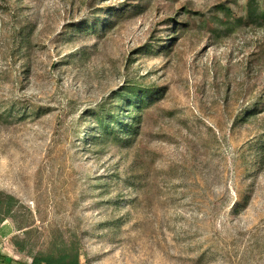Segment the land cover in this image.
Returning <instances> with one entry per match:
<instances>
[{
	"label": "rangeland",
	"instance_id": "1",
	"mask_svg": "<svg viewBox=\"0 0 264 264\" xmlns=\"http://www.w3.org/2000/svg\"><path fill=\"white\" fill-rule=\"evenodd\" d=\"M248 2L264 8L109 0L114 12L140 10L88 35L78 30L88 0H0V192L19 202L0 223L3 257L30 262L12 244L25 225L29 253L75 236L80 264H264V159L254 166L252 150L264 114L235 124L240 89L264 98V63L249 83L243 67L251 49L264 51V28L231 30ZM172 17L188 28L170 56L142 53L170 40ZM134 79L165 89L139 136L88 144L93 113Z\"/></svg>",
	"mask_w": 264,
	"mask_h": 264
},
{
	"label": "trees",
	"instance_id": "2",
	"mask_svg": "<svg viewBox=\"0 0 264 264\" xmlns=\"http://www.w3.org/2000/svg\"><path fill=\"white\" fill-rule=\"evenodd\" d=\"M107 1L109 0H88L87 8L90 10L91 19L83 22L81 27L78 28L79 31H83L88 35L105 34L108 30L115 27L119 16L130 15L133 9L140 10L139 3H125L118 12H114V10H109L110 6H103V3ZM99 11H103V14L98 16L97 13ZM169 20L175 26L170 40L152 39L155 42L154 45L153 41H149L142 49V53L156 52L164 58L170 56L178 40L177 36L182 34L188 27H186V23L178 21L175 17ZM241 28H248L252 31L264 28V8L258 9L252 2H248L244 16L239 18L236 23L234 22L231 30L236 31ZM212 33L218 38V33ZM252 35L254 36L253 32ZM24 36L27 35L23 31L17 34L18 38H23ZM24 38L19 47L20 50L24 48ZM259 50L255 46L244 59V76L248 83L256 78L255 74L257 72L255 67H258L257 69L259 70L264 63V51L259 53ZM139 81L140 79H134L122 85V89L111 93L107 99L108 102L100 106L96 113H93L95 122L94 126L87 133L88 144L95 145L100 142L106 144L113 140L118 143H125V146L132 145L134 140L139 136V128L144 112L161 99L165 92V89L157 87L155 84L146 86ZM240 90V95L244 96V101L235 117V124H256L258 117L264 114V106L260 109V103L264 101V98L256 96L255 98L246 100V89ZM252 150H254V166H257L264 159V128L262 129L261 136L255 141ZM18 204V200L12 195L0 192V223L6 220L14 221ZM16 230L17 232L23 231L21 233L22 236L13 237L12 244L19 253L29 254L30 262L26 264H80V249L75 236L56 238L48 243L45 250L29 253L34 248L29 244L32 229L22 225L18 226ZM0 264L25 263L7 259L0 254Z\"/></svg>",
	"mask_w": 264,
	"mask_h": 264
}]
</instances>
